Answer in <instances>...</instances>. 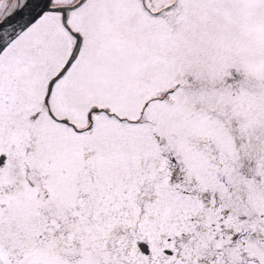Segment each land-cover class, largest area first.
<instances>
[{
  "label": "snow or ice",
  "instance_id": "1",
  "mask_svg": "<svg viewBox=\"0 0 264 264\" xmlns=\"http://www.w3.org/2000/svg\"><path fill=\"white\" fill-rule=\"evenodd\" d=\"M0 264H264V0H0Z\"/></svg>",
  "mask_w": 264,
  "mask_h": 264
}]
</instances>
